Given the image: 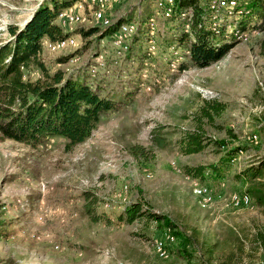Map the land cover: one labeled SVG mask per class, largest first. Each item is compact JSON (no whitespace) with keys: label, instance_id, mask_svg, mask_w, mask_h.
<instances>
[{"label":"rangeland","instance_id":"obj_1","mask_svg":"<svg viewBox=\"0 0 264 264\" xmlns=\"http://www.w3.org/2000/svg\"><path fill=\"white\" fill-rule=\"evenodd\" d=\"M45 1L0 0V46L12 40L9 27L23 29ZM202 1L211 31L224 30L226 42L215 37L214 44L231 46L205 68L185 55L188 22L162 16L165 0H107L101 19L86 8L66 28L73 47L43 41L50 72L99 87L115 107L75 147L60 138L27 146L0 137V264H264V13L245 17L236 0ZM151 18L156 37L147 45ZM128 22L138 30L125 36L131 49L115 64V33H103ZM93 28L99 31L84 35ZM104 66L108 73L94 80ZM205 101L224 110L208 120ZM196 131L204 148L187 155L183 139ZM239 145L243 153L229 158ZM134 146L147 158L133 157ZM259 164L261 177H243ZM196 168L204 169L201 179L185 173ZM233 196L250 197V205L235 208ZM93 201L98 223L84 213ZM139 205L144 216L127 223Z\"/></svg>","mask_w":264,"mask_h":264},{"label":"trees","instance_id":"obj_2","mask_svg":"<svg viewBox=\"0 0 264 264\" xmlns=\"http://www.w3.org/2000/svg\"><path fill=\"white\" fill-rule=\"evenodd\" d=\"M73 1L46 0L23 29L18 30L12 26L8 28L12 40L0 46V137L3 139L36 146L49 139L60 138L69 147H75L84 143L101 117L115 107L114 100L106 97L99 87L92 89L87 85L88 82L86 84L66 78L61 71L52 73L41 59L43 41L57 42L67 35L66 29L57 22V16L61 10L69 8ZM196 1L173 0L171 20L179 19L178 15L190 10L191 17L187 25L188 33L193 38L189 52H185V55H189L193 67L205 68L222 59L231 46L214 44L215 37L226 42L224 30H219L217 34L211 31L209 5L202 0H198V3ZM236 2L237 9L244 11L241 15L245 13V17L264 13L261 0ZM98 31L99 28H93L84 35L91 36ZM115 32L111 28L103 35H112ZM261 45L264 49V41ZM144 57L147 58L146 53ZM111 65L118 68L113 61ZM32 72L38 74L36 79L29 77ZM100 72L108 73L104 66L97 72L94 80ZM223 110L224 106L217 101H205L200 111L202 117L211 120L213 115H219ZM261 130L264 133V126ZM202 137L199 131L186 135L182 142L184 153H199L204 148ZM154 141L160 148L164 147L158 135ZM240 152L243 153V148L239 145L228 157H236ZM130 153L136 158H147L144 149L139 146L132 147ZM262 169V164L251 166L243 173V177L251 182L252 179L262 176ZM218 171V168L214 169L215 173ZM185 173L201 179L204 169L196 168L193 172L187 170ZM252 192L254 199L260 203L262 197L254 190ZM93 203L94 201L85 204L84 213L92 223H98L100 218L93 213ZM143 216L142 207L139 205L127 211L125 221L132 223ZM146 216L150 221L163 220L152 214L146 213Z\"/></svg>","mask_w":264,"mask_h":264},{"label":"bare ground","instance_id":"obj_3","mask_svg":"<svg viewBox=\"0 0 264 264\" xmlns=\"http://www.w3.org/2000/svg\"><path fill=\"white\" fill-rule=\"evenodd\" d=\"M107 0H74V6H73V12H66V11H62L58 14L57 19L60 21L59 24H61L62 27H64L65 29L70 28L78 19V17L80 15H83L85 12L86 8H90L93 10V16L96 17V19H101V9L104 8L105 3ZM174 8V4H173V0H165V9L164 12H162V16L169 18L170 15L172 14ZM66 13V18L64 19L63 14ZM181 17L183 20H185L186 22H188L190 20L191 14H190V10H188L186 13H181L180 15H178V17ZM164 17V18H165ZM165 18V19H166ZM179 18V19H181ZM58 22V21H57ZM133 22V21H132ZM132 22H128V23H124L122 25H120L118 27V29L116 30L115 34L111 36L112 43L113 45H116L117 48H114L115 51V60L114 63L115 64H119L120 59L126 55L127 51L129 49H131V47H126L125 46V41L124 38L126 35L129 34H135L136 31L138 30V25L136 23H132ZM148 33H146L148 40H147V45H150L153 40H155V24H154V20L151 18L150 21L147 24V30ZM66 32V31H65ZM157 34V32H156ZM75 39L73 36L69 35L67 33V35L61 39L60 41L56 42L55 45H49L52 48L54 47V49H58V50H62L68 47H73L75 45ZM154 49L153 45L149 46V52H151ZM97 67L98 64L101 65V61L97 60L96 62ZM171 66H174L173 64ZM97 69L93 68L92 73H94ZM207 202L209 201L208 199L206 200ZM231 203L235 208H243V207H247L250 205V200L248 198V196H233L231 198ZM169 232V230H168ZM170 234V233H169ZM172 237V236H171ZM156 251L158 253V256L160 258L164 257V251H162L161 248L157 247Z\"/></svg>","mask_w":264,"mask_h":264},{"label":"built area","instance_id":"obj_4","mask_svg":"<svg viewBox=\"0 0 264 264\" xmlns=\"http://www.w3.org/2000/svg\"><path fill=\"white\" fill-rule=\"evenodd\" d=\"M63 17H64V19L66 18V13L63 14ZM241 37H246V39H247L250 36H241ZM125 46L128 47V45H125ZM110 47L111 48H117V46L116 45H113V44H110Z\"/></svg>","mask_w":264,"mask_h":264},{"label":"crops","instance_id":"obj_5","mask_svg":"<svg viewBox=\"0 0 264 264\" xmlns=\"http://www.w3.org/2000/svg\"><path fill=\"white\" fill-rule=\"evenodd\" d=\"M190 65V64H189ZM192 67V66H191Z\"/></svg>","mask_w":264,"mask_h":264}]
</instances>
